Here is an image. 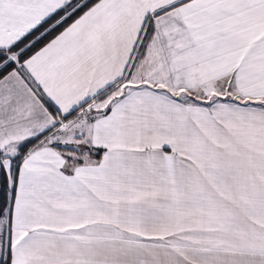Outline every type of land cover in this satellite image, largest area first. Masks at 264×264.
I'll list each match as a JSON object with an SVG mask.
<instances>
[{
  "label": "snow or ice",
  "instance_id": "1",
  "mask_svg": "<svg viewBox=\"0 0 264 264\" xmlns=\"http://www.w3.org/2000/svg\"><path fill=\"white\" fill-rule=\"evenodd\" d=\"M0 264H264V0H0Z\"/></svg>",
  "mask_w": 264,
  "mask_h": 264
}]
</instances>
